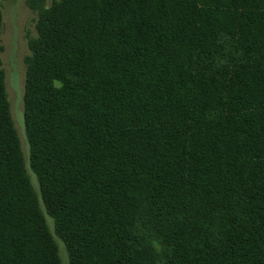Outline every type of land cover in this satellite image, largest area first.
Masks as SVG:
<instances>
[{
    "label": "trees",
    "instance_id": "16d2710c",
    "mask_svg": "<svg viewBox=\"0 0 264 264\" xmlns=\"http://www.w3.org/2000/svg\"><path fill=\"white\" fill-rule=\"evenodd\" d=\"M27 5L0 264H64L60 240L68 264H264V0Z\"/></svg>",
    "mask_w": 264,
    "mask_h": 264
},
{
    "label": "rangeland",
    "instance_id": "374dc122",
    "mask_svg": "<svg viewBox=\"0 0 264 264\" xmlns=\"http://www.w3.org/2000/svg\"><path fill=\"white\" fill-rule=\"evenodd\" d=\"M53 1L47 0V4L51 5ZM0 7L2 10L0 56L6 73L7 94L14 125L21 139L25 156L28 158L29 144L25 132L23 100L26 80L25 58L30 53L28 37L36 35L37 14L28 7L27 0H0ZM29 173L34 185L38 187L36 176L30 170ZM47 219L51 221L50 217ZM59 246L63 262L68 264V252L61 240Z\"/></svg>",
    "mask_w": 264,
    "mask_h": 264
}]
</instances>
